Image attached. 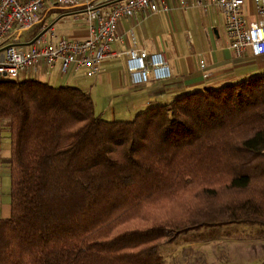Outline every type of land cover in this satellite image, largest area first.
Masks as SVG:
<instances>
[{
  "label": "trees",
  "instance_id": "16d2710c",
  "mask_svg": "<svg viewBox=\"0 0 264 264\" xmlns=\"http://www.w3.org/2000/svg\"><path fill=\"white\" fill-rule=\"evenodd\" d=\"M10 153L0 264H161V246L264 231V71L105 119L90 91L0 78Z\"/></svg>",
  "mask_w": 264,
  "mask_h": 264
},
{
  "label": "built area",
  "instance_id": "2783aa9c",
  "mask_svg": "<svg viewBox=\"0 0 264 264\" xmlns=\"http://www.w3.org/2000/svg\"><path fill=\"white\" fill-rule=\"evenodd\" d=\"M181 2L184 9L190 5L204 10L217 7L225 16L230 47L238 55L247 50L255 56L264 55V0ZM53 6L65 8L73 21L84 22L88 36L59 35L53 23H43V12ZM172 8L170 0H0V78H17L42 64L49 69L58 64L62 73L86 68L89 74L98 75L105 60L123 57L133 85L146 84L151 78L167 80L172 70L164 51L117 50L113 44L125 42L120 31L123 18L137 22ZM22 34L29 38L22 41ZM205 66L201 60L200 67Z\"/></svg>",
  "mask_w": 264,
  "mask_h": 264
},
{
  "label": "crops",
  "instance_id": "0c3cea01",
  "mask_svg": "<svg viewBox=\"0 0 264 264\" xmlns=\"http://www.w3.org/2000/svg\"><path fill=\"white\" fill-rule=\"evenodd\" d=\"M181 1L170 0L171 6H173L171 11L152 14L145 19L140 18L137 22L123 18L120 22V31L125 35V42L113 44L117 50L145 48L150 52L164 51L172 70V76L167 80L151 78L146 84L133 85L123 57L105 60L98 75L89 74L86 68L62 73L58 64L50 69L42 64L36 68L28 69L23 73L26 74V77L23 78L35 77L48 81L46 78L51 77V70L56 69V75L70 74L67 79H86L90 76L101 82L106 79L107 84L113 88L115 97L126 92L135 95L137 93L133 106L136 110L134 112L137 113L152 104L168 103L198 89L237 83L256 74L259 67L263 68V64L258 66L254 63L255 58L260 56L253 55L251 50L238 55L230 47L231 41L225 30V16L217 7H209L204 10L190 5L184 9L181 7ZM189 2L193 4L195 0H189ZM65 13L66 9L63 7H49L43 12L45 14L43 23H53L54 29L59 35L78 39L88 36V26L81 21L71 20L70 23L73 27L67 31L56 30L55 26L60 24V20L62 22L67 20L62 18L68 16ZM160 13H167L166 15L169 17L170 28L167 34L164 33L167 32L166 26L160 21L153 20V16ZM201 60L205 61V68L200 67ZM205 74L209 75L205 77ZM75 86L79 87L78 84ZM81 88L88 90L84 87ZM136 88L139 90L133 92V89ZM9 153L7 130L0 126V217L8 216L10 213L9 198L5 197L6 194L9 197V168L4 162Z\"/></svg>",
  "mask_w": 264,
  "mask_h": 264
},
{
  "label": "rangeland",
  "instance_id": "374dc122",
  "mask_svg": "<svg viewBox=\"0 0 264 264\" xmlns=\"http://www.w3.org/2000/svg\"><path fill=\"white\" fill-rule=\"evenodd\" d=\"M167 13H160L153 16V20L160 21L169 33V22ZM56 24L58 31H67L71 25V15L62 17ZM33 34V33H32ZM165 34V35H166ZM28 34H22L21 40L29 38ZM185 40V37H184ZM256 65L263 64L258 68L257 73L264 71V56L256 57ZM51 77H47L53 85H79L87 88L94 99L96 112L103 118L113 120H130L136 115L134 106L137 95L126 92L114 96L112 87L107 80L99 81L95 77L67 79L69 75H56V69L51 70ZM22 74L20 78L26 77ZM56 75V76H55ZM77 76V75H76ZM67 79V80H66ZM79 79V80H78ZM83 81V82H81ZM77 83V84H76ZM139 88L133 89L137 92ZM138 111V110H137ZM138 113V112H137ZM5 195V194H4ZM5 197L9 198L6 194ZM161 264H264V231L258 226L233 224L221 228H207L200 231H192L181 235L173 243H164L161 246Z\"/></svg>",
  "mask_w": 264,
  "mask_h": 264
},
{
  "label": "water",
  "instance_id": "95a60500",
  "mask_svg": "<svg viewBox=\"0 0 264 264\" xmlns=\"http://www.w3.org/2000/svg\"><path fill=\"white\" fill-rule=\"evenodd\" d=\"M41 33H42V32H41ZM32 41H33V40H32ZM32 41H31V42H32ZM31 42H26L25 44H26V45H29Z\"/></svg>",
  "mask_w": 264,
  "mask_h": 264
}]
</instances>
